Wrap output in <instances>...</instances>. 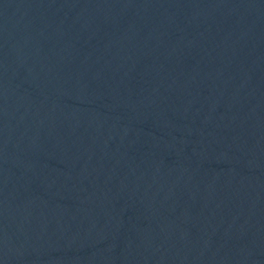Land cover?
<instances>
[{
    "label": "water",
    "instance_id": "1",
    "mask_svg": "<svg viewBox=\"0 0 264 264\" xmlns=\"http://www.w3.org/2000/svg\"><path fill=\"white\" fill-rule=\"evenodd\" d=\"M0 264H264V0H0Z\"/></svg>",
    "mask_w": 264,
    "mask_h": 264
}]
</instances>
